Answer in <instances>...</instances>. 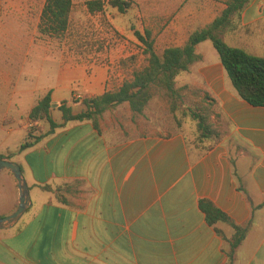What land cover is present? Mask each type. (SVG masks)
Masks as SVG:
<instances>
[{"label":"crops","instance_id":"obj_1","mask_svg":"<svg viewBox=\"0 0 264 264\" xmlns=\"http://www.w3.org/2000/svg\"><path fill=\"white\" fill-rule=\"evenodd\" d=\"M22 1L0 0V94L6 114L14 110L16 33L24 35L15 30L16 10L26 21L32 17L34 0ZM226 1L207 0L183 24H172L174 46H184L192 32L210 24ZM223 39L264 57V0H251L241 13L240 28ZM204 43L196 47L201 59L183 72L181 82L200 90V98L208 93L216 100L223 140L192 157L180 131L125 137L123 128L133 113L123 103L102 115L99 130L91 121L69 122L23 152L6 147L0 157L9 156L21 167L31 205L12 228L0 229V264H227L223 236L230 238L233 231L218 223V234L207 223L200 200L211 202L236 225L248 226L233 264H264V108L238 96L218 53ZM115 71L96 63H65L54 74L53 102L66 101L79 113L84 106L73 103V94L83 99L119 88L123 81H113L119 76ZM74 82L81 89L72 87ZM62 85L70 90L68 100L56 90ZM51 115L63 124L58 109ZM77 181L83 189L68 197L70 205L52 201L39 187ZM18 203L14 176L0 171V218L11 215Z\"/></svg>","mask_w":264,"mask_h":264},{"label":"rangeland","instance_id":"obj_2","mask_svg":"<svg viewBox=\"0 0 264 264\" xmlns=\"http://www.w3.org/2000/svg\"><path fill=\"white\" fill-rule=\"evenodd\" d=\"M19 1L24 2L16 0ZM87 1L89 0H73L69 28L60 38L39 33L40 22L37 18L44 0L33 1L32 17L28 21L21 18L16 10L15 30L24 31V35L18 36L16 33V67L13 71L15 95L12 113H5L0 94V151L5 152L6 147H10L11 151H19L24 140L36 134L38 126L29 120V112L50 88L54 87L55 75L60 66L63 67V64L69 62L87 65L96 63L116 69L115 72L119 76L113 79L114 82L120 79L123 82L129 80L135 71L147 63L144 46L134 32L144 34L145 30H150L155 48L160 53L176 44V38L172 39V24H183L187 15L191 11L199 13L207 0H132V6L125 14H120L110 6H106L102 12L91 14L86 8ZM188 28L190 31L192 26ZM182 34L181 31L180 35ZM30 44L33 47L29 50ZM202 46H209L216 52L210 41H206ZM185 76V73H182L177 78V88L182 89L181 81ZM18 83H22L24 92L18 88ZM70 84L75 89H81L78 82ZM57 87L60 98L70 99L69 88L63 85ZM112 87L111 90L116 89ZM181 93L183 98L176 103L179 110L173 112L169 101L160 91H156L144 113L133 114L132 118L127 120L123 135H169L182 131L193 145L197 131L196 123L184 114L194 105L193 100L197 99L198 95L192 94L191 90H181ZM82 189L83 185L77 183L56 187L57 191L67 196L77 195Z\"/></svg>","mask_w":264,"mask_h":264},{"label":"trees","instance_id":"obj_3","mask_svg":"<svg viewBox=\"0 0 264 264\" xmlns=\"http://www.w3.org/2000/svg\"><path fill=\"white\" fill-rule=\"evenodd\" d=\"M251 0H227L226 8L207 26L192 32L187 42L182 47L170 46L162 52L155 48L154 39L150 30L144 34L135 31L136 38L143 44L144 53L147 56L146 65L135 71L129 80L114 90L105 91L102 95L75 100L80 103L84 110L74 113L63 101L55 104L52 99V91L49 90L30 110L29 120L38 129L36 134L26 138L20 145L19 151L23 152L33 148L43 139L54 134L57 128L69 122L91 121L99 130V120L110 108L127 103L134 115L143 114L152 101L155 92L160 91L169 101L171 110H179L176 103L183 98L181 90H191L197 94L194 105L188 108L184 114L196 123V135L193 145L190 144L186 135V143L192 157H201L224 138L223 118L217 110V102L208 93L200 98V90L190 88L188 85L177 88L176 79L183 72L189 71L190 67L198 62L201 57L196 53V47L200 43L210 41L219 55L220 61L230 78L238 96L254 107L264 108V57L254 56L241 48L228 45L223 36L227 32H235L240 28L241 13ZM132 0H89L86 8L89 13L102 12L106 6H110L120 14H125L131 8ZM73 8V0H46L42 9L39 33L49 37L60 38L65 35L69 28L70 14ZM58 109L63 115V124H57L52 118V110ZM182 132V131H180ZM184 133V132H182ZM0 159H11L2 156ZM83 185L82 182H74ZM69 185V184H62ZM58 186H39L43 192L52 195V201L70 205L67 195L56 190ZM75 196V195H71ZM199 207L206 216L207 223L215 227L218 223L230 226L233 233L230 238L223 236L226 242L227 264H233L235 255L241 244L247 237L248 226L236 225L220 209L207 200H200ZM218 234L221 232L215 227Z\"/></svg>","mask_w":264,"mask_h":264},{"label":"water","instance_id":"obj_4","mask_svg":"<svg viewBox=\"0 0 264 264\" xmlns=\"http://www.w3.org/2000/svg\"><path fill=\"white\" fill-rule=\"evenodd\" d=\"M9 170L16 180L19 190L17 209L9 216L0 218V229L12 228L19 222L31 205L29 186L23 176L21 167L13 161L0 159V171Z\"/></svg>","mask_w":264,"mask_h":264},{"label":"built area","instance_id":"obj_5","mask_svg":"<svg viewBox=\"0 0 264 264\" xmlns=\"http://www.w3.org/2000/svg\"><path fill=\"white\" fill-rule=\"evenodd\" d=\"M73 98H74V100L79 101V100L82 99V96H81L80 94H77V93L75 92V93L73 94Z\"/></svg>","mask_w":264,"mask_h":264}]
</instances>
